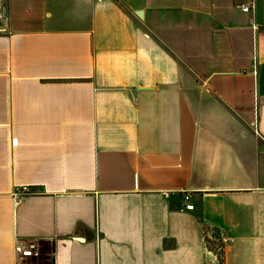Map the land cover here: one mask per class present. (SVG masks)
Wrapping results in <instances>:
<instances>
[{
  "label": "crops",
  "instance_id": "1",
  "mask_svg": "<svg viewBox=\"0 0 264 264\" xmlns=\"http://www.w3.org/2000/svg\"><path fill=\"white\" fill-rule=\"evenodd\" d=\"M0 264H264V0H0Z\"/></svg>",
  "mask_w": 264,
  "mask_h": 264
},
{
  "label": "built area",
  "instance_id": "2",
  "mask_svg": "<svg viewBox=\"0 0 264 264\" xmlns=\"http://www.w3.org/2000/svg\"><path fill=\"white\" fill-rule=\"evenodd\" d=\"M251 8H252V6H246V7H243L242 10H243V12L248 13L251 10ZM24 191H27V189L24 188ZM186 200L189 201V197H186ZM186 208L188 210H192L194 208V206L187 203ZM221 238H222V242H223L224 245H226L229 242H231V239L225 237V235H221ZM35 250H36V247L34 245H31L28 250H23L19 245H17V247H16L17 259H19V258L22 259V258H26V257L36 256L37 253H35ZM20 255H22V256L20 257Z\"/></svg>",
  "mask_w": 264,
  "mask_h": 264
},
{
  "label": "trees",
  "instance_id": "3",
  "mask_svg": "<svg viewBox=\"0 0 264 264\" xmlns=\"http://www.w3.org/2000/svg\"><path fill=\"white\" fill-rule=\"evenodd\" d=\"M208 247L210 250H213L220 258L223 257L225 245L222 242L221 235L218 237V241H215V243L208 241Z\"/></svg>",
  "mask_w": 264,
  "mask_h": 264
},
{
  "label": "water",
  "instance_id": "4",
  "mask_svg": "<svg viewBox=\"0 0 264 264\" xmlns=\"http://www.w3.org/2000/svg\"><path fill=\"white\" fill-rule=\"evenodd\" d=\"M141 14H142V11H139V12H138V15H141Z\"/></svg>",
  "mask_w": 264,
  "mask_h": 264
}]
</instances>
